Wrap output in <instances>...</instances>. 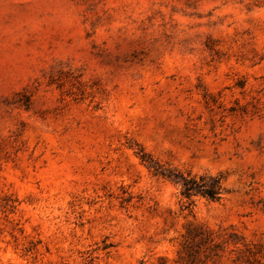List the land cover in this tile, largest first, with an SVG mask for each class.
I'll use <instances>...</instances> for the list:
<instances>
[{
  "label": "rangeland",
  "instance_id": "rangeland-1",
  "mask_svg": "<svg viewBox=\"0 0 264 264\" xmlns=\"http://www.w3.org/2000/svg\"><path fill=\"white\" fill-rule=\"evenodd\" d=\"M0 264H264V0H0Z\"/></svg>",
  "mask_w": 264,
  "mask_h": 264
},
{
  "label": "trees",
  "instance_id": "trees-1",
  "mask_svg": "<svg viewBox=\"0 0 264 264\" xmlns=\"http://www.w3.org/2000/svg\"><path fill=\"white\" fill-rule=\"evenodd\" d=\"M145 156H142L143 161L146 159ZM152 167V165H148ZM155 172L162 174L163 176L169 178L170 180L181 185V194L183 197L190 200L191 196L196 193H201L211 199H217L221 192V178L216 177L213 179V182L208 183L204 176L199 178L192 177L189 175L180 174L173 172V170H163L155 167ZM189 203H187L188 205Z\"/></svg>",
  "mask_w": 264,
  "mask_h": 264
}]
</instances>
